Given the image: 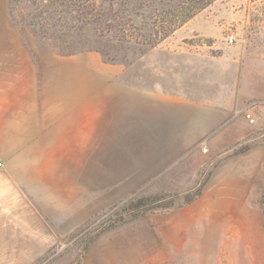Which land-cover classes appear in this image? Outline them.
Here are the masks:
<instances>
[{"label":"crops","instance_id":"crops-1","mask_svg":"<svg viewBox=\"0 0 264 264\" xmlns=\"http://www.w3.org/2000/svg\"><path fill=\"white\" fill-rule=\"evenodd\" d=\"M242 10L232 14L236 41L223 50L184 41L192 36L179 28L130 61H99L92 117L82 113L89 102H71V58L61 64L59 54L8 31L0 0V264H106L96 246L107 231L91 224L97 207L156 171L180 184L195 178L214 202L245 195L250 146L242 145L264 124V13L256 18L254 3ZM197 31L218 38L214 25ZM93 137L98 160L91 155L85 169L98 173L80 197L71 193V152Z\"/></svg>","mask_w":264,"mask_h":264},{"label":"rangeland","instance_id":"rangeland-1","mask_svg":"<svg viewBox=\"0 0 264 264\" xmlns=\"http://www.w3.org/2000/svg\"><path fill=\"white\" fill-rule=\"evenodd\" d=\"M99 1L108 7L107 13L112 14L110 21L115 25L109 31L104 28L101 33L96 32L92 25L77 20L71 0H4L7 13L5 28L8 31L13 26L28 45L38 44L42 49L59 54L61 64H66L65 61L71 58V102L75 101L76 109L81 101L89 102L86 105L88 111L82 113L92 117L99 115V61L126 62L138 56L140 51L153 48L147 39L155 38L154 26L170 24L179 3L187 13L194 5L192 0ZM205 1L208 2L203 8H193L194 16L177 31L192 36L184 41L218 43L219 48L216 49L223 50L227 46L224 27L231 25L234 29L233 13L240 10L243 14L244 5L254 3L255 17L263 18L264 0ZM124 16L140 28V32H136L138 36L124 37L116 29L121 25L125 27ZM115 19L119 21L115 22ZM205 25L217 27L218 38L199 35L198 27ZM125 28L130 29L129 26ZM143 34L144 38L141 37ZM168 37L158 45L169 43ZM136 38L143 42L138 43ZM249 122L256 125L255 119ZM82 141L85 142V151L71 152V176L76 182L71 193L80 197L89 192L87 176L94 178L98 173V170L85 169V165L91 155L93 160H98L99 139L93 137ZM245 145L250 146L251 178L243 199L237 197L229 202H214L211 195L203 197L195 178L189 177L180 184L179 180L163 179L165 171H156L138 185L123 187L117 196L110 194L106 206L99 208L97 201L98 212L91 224L93 231L98 232L99 227L101 231H107L96 246L98 253L106 258V264H264V208L261 204L264 124L250 142L242 146ZM90 146L92 151H88ZM93 185L92 196L98 192V179ZM116 188L109 186V193H114ZM162 193L167 197L160 203H170V208L139 217H134V213L124 214L126 203ZM178 193H181V198L172 200L171 197ZM187 196L194 200L186 202ZM85 227L81 226L71 235V238L78 237L76 243L82 242Z\"/></svg>","mask_w":264,"mask_h":264},{"label":"trees","instance_id":"trees-1","mask_svg":"<svg viewBox=\"0 0 264 264\" xmlns=\"http://www.w3.org/2000/svg\"><path fill=\"white\" fill-rule=\"evenodd\" d=\"M194 2V5L190 8V11L187 13L186 10L183 9L182 3H179L177 5V8L173 11V17L170 20V24L162 23L159 26L157 24L154 26V39H147V42L150 44L151 47H156L163 39H166L168 36L173 34L176 30H178L180 27L183 26L190 18L194 16L193 8H203L208 1L205 0H192ZM211 1V0H210ZM71 4L74 6V10L77 12V20L83 21L85 25H92L94 30L98 33H101L104 28H107L106 30L109 31L114 28L115 25H113L110 21V18L112 17L111 13H107L108 7L105 5H102L99 0H71ZM111 8V6H110ZM123 19H126L125 27L129 26L130 29H126L125 27L121 25V28L116 29L123 34L125 37H136L139 33H136L137 30L140 32V28L138 26H135L132 23V20H130L129 17H122ZM128 18V19H127ZM118 19H115V22H118ZM121 22V21H120ZM130 22V24H129ZM144 34L141 35V37L144 38ZM138 43H142L143 41L136 38ZM139 40V41H138ZM157 194V195H151V196H142L137 199L132 200L129 203H126L123 207L124 214L134 213V217L136 216H144L148 213L163 210L165 208H170V203L162 204L163 199L167 197V195ZM262 199L261 204L264 208V187H263V193H262ZM171 197V196H168ZM172 200H178L180 199V195H173L171 197ZM186 202H192L194 199L190 196L185 197Z\"/></svg>","mask_w":264,"mask_h":264},{"label":"built area","instance_id":"built-area-1","mask_svg":"<svg viewBox=\"0 0 264 264\" xmlns=\"http://www.w3.org/2000/svg\"><path fill=\"white\" fill-rule=\"evenodd\" d=\"M224 31H225V42L229 45L235 43L236 37H235V31L233 27L231 25L228 27H224ZM246 116L247 118H249L251 122H254V118L250 113H247ZM204 151H206V149H204ZM1 166H2V162L0 161V167Z\"/></svg>","mask_w":264,"mask_h":264}]
</instances>
